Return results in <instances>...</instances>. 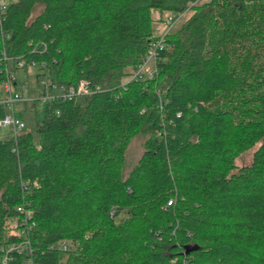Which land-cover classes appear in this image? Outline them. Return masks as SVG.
I'll return each instance as SVG.
<instances>
[{"label": "trees", "instance_id": "1", "mask_svg": "<svg viewBox=\"0 0 264 264\" xmlns=\"http://www.w3.org/2000/svg\"><path fill=\"white\" fill-rule=\"evenodd\" d=\"M171 15L159 75L136 80ZM2 19L0 53L90 92L45 101L38 145L0 139V261L26 200L11 264H264V0H19Z\"/></svg>", "mask_w": 264, "mask_h": 264}, {"label": "built area", "instance_id": "2", "mask_svg": "<svg viewBox=\"0 0 264 264\" xmlns=\"http://www.w3.org/2000/svg\"><path fill=\"white\" fill-rule=\"evenodd\" d=\"M10 0H0V25L2 22L3 14L5 13ZM178 16L171 15L166 18L163 22H159L161 25L162 32L158 34V36H153L150 44L149 51L145 55L143 61L139 64V68L134 74V78L136 80H154L159 75V62L161 60L160 56L162 52L170 47V44L166 42L168 39V35L172 32V30L179 23ZM9 35H6L8 39ZM37 49V46L35 47ZM11 64H14L17 69L12 70ZM152 66L150 67V65ZM0 66L3 71L7 74L6 83L3 85V91L5 94V99L3 100L0 95V101H4L9 113L6 115L4 121H0V127L2 128H10L15 137H17L18 133H20L24 124L20 119H17L14 112V103L22 97L21 91L18 88H13L12 84L15 82V74L19 69H24L26 71L31 72L33 67L37 65L36 62L26 61L23 57H12L7 54L6 50L1 51L0 53ZM41 71V69H39ZM44 73L41 71L40 74ZM40 87L44 91V101L50 100H58V101H70L76 98L81 94H88L90 89L88 88V83L82 82L79 87H59L57 83L53 82L50 76H44L40 80ZM26 197H24L25 199ZM28 202L25 200L23 204L17 207V212L21 217L19 222V227L21 228L20 237L23 238V242L21 243H12L8 245L5 249H3V258L1 259V264H11L12 256L14 253L22 254L25 249L32 248L31 244V233L35 227L34 221V211L28 208ZM16 236V233L13 234ZM63 249L67 250V244L63 243ZM32 251V250H31ZM28 264H33L32 259H29ZM183 264H187L184 262Z\"/></svg>", "mask_w": 264, "mask_h": 264}, {"label": "rangeland", "instance_id": "3", "mask_svg": "<svg viewBox=\"0 0 264 264\" xmlns=\"http://www.w3.org/2000/svg\"><path fill=\"white\" fill-rule=\"evenodd\" d=\"M19 0H10L9 4H13L18 2ZM41 7L37 8L39 11ZM185 17V13L183 14ZM158 16V15H157ZM188 16V15H187ZM182 17L179 15L178 20ZM158 20V18H157ZM154 23V35L158 36L162 32L161 25L159 22ZM183 21V19H180ZM179 24H177V27ZM143 61V60H142ZM152 64L150 65V67ZM41 73L37 66L33 67L32 71L28 73V71L24 69H19L15 74V82L12 84L13 88H18L21 91L22 97L18 99L14 103V112L17 119H20L24 124V128L22 133H30L33 137L34 143L39 144V136L37 134L35 125L37 119H42L45 116V101L40 97V93H42V88L39 86L37 82V75ZM6 83V81L4 82ZM0 95L1 98L5 99V94L3 91V85L0 86ZM42 99V100H40ZM9 113L4 101H0V121H4L6 115ZM13 136L12 130L10 128H2L0 127V139H9ZM143 138L137 137L135 138L129 145L128 148V156L127 161L128 165L132 166L141 156L144 146H143ZM241 161V165L249 164L251 157H245ZM125 217V213H121L117 215V220L123 219Z\"/></svg>", "mask_w": 264, "mask_h": 264}, {"label": "water", "instance_id": "4", "mask_svg": "<svg viewBox=\"0 0 264 264\" xmlns=\"http://www.w3.org/2000/svg\"><path fill=\"white\" fill-rule=\"evenodd\" d=\"M195 250H197V247H195V248H187L186 253L189 254L190 252L195 251Z\"/></svg>", "mask_w": 264, "mask_h": 264}]
</instances>
